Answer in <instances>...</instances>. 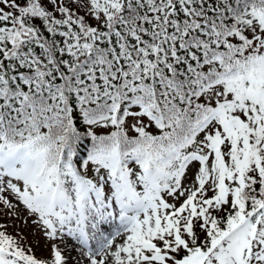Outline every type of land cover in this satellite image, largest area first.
<instances>
[{
  "label": "snow or ice",
  "instance_id": "6c2138e0",
  "mask_svg": "<svg viewBox=\"0 0 264 264\" xmlns=\"http://www.w3.org/2000/svg\"><path fill=\"white\" fill-rule=\"evenodd\" d=\"M0 264H264V0H0Z\"/></svg>",
  "mask_w": 264,
  "mask_h": 264
}]
</instances>
